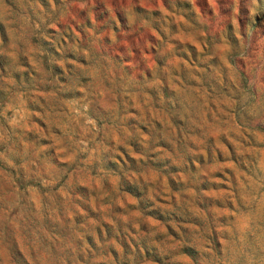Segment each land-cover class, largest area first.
<instances>
[{
    "label": "rangeland",
    "instance_id": "obj_1",
    "mask_svg": "<svg viewBox=\"0 0 264 264\" xmlns=\"http://www.w3.org/2000/svg\"><path fill=\"white\" fill-rule=\"evenodd\" d=\"M0 264H264V0H0Z\"/></svg>",
    "mask_w": 264,
    "mask_h": 264
}]
</instances>
